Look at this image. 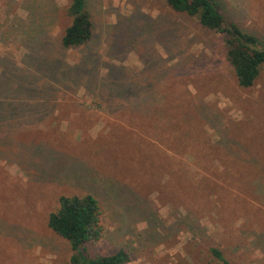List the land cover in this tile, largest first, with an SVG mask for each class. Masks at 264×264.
<instances>
[{"label":"rangeland","instance_id":"374dc122","mask_svg":"<svg viewBox=\"0 0 264 264\" xmlns=\"http://www.w3.org/2000/svg\"><path fill=\"white\" fill-rule=\"evenodd\" d=\"M68 2L0 0V264H67L48 215L86 192L93 256L264 264V65L240 87L224 36L164 0H86L92 37L65 48ZM218 3L264 37V0Z\"/></svg>","mask_w":264,"mask_h":264},{"label":"trees","instance_id":"16d2710c","mask_svg":"<svg viewBox=\"0 0 264 264\" xmlns=\"http://www.w3.org/2000/svg\"><path fill=\"white\" fill-rule=\"evenodd\" d=\"M164 2L178 14L195 17L201 27L220 32L225 38V54L237 84L244 88L253 85L264 65V37L243 30L236 22L226 21L218 0ZM86 4V0H69L66 11L70 22L60 40L63 47L81 46L91 39L93 21ZM151 97L144 96L138 102L139 111L149 108L147 101L150 102ZM100 215L99 201L92 193L59 195L57 207L48 215L47 225L69 243L72 253L67 264H125L130 260L123 247L108 254L91 255L88 245L95 243L103 234ZM210 251L218 264H231L218 247H211Z\"/></svg>","mask_w":264,"mask_h":264}]
</instances>
